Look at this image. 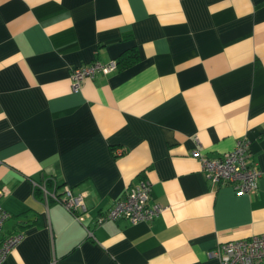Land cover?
Returning a JSON list of instances; mask_svg holds the SVG:
<instances>
[{"label":"crops","instance_id":"obj_1","mask_svg":"<svg viewBox=\"0 0 264 264\" xmlns=\"http://www.w3.org/2000/svg\"><path fill=\"white\" fill-rule=\"evenodd\" d=\"M127 49L70 88L71 67ZM238 138L260 171L241 194L189 153ZM143 178L156 217L94 224ZM42 179L82 193L84 225ZM0 205V239L22 232L0 264H217V241L263 232L264 0H0Z\"/></svg>","mask_w":264,"mask_h":264},{"label":"built area","instance_id":"obj_2","mask_svg":"<svg viewBox=\"0 0 264 264\" xmlns=\"http://www.w3.org/2000/svg\"><path fill=\"white\" fill-rule=\"evenodd\" d=\"M115 68L114 59L105 62L91 60L79 63L69 69V86L75 90L79 87L82 79L90 78L95 73L106 74ZM120 150L119 147L114 148L115 152ZM189 153L197 159L199 170L210 185L229 184L234 188L236 194L256 189L260 171L251 158L246 139H236L231 149L215 157L206 156L200 153L197 148L191 149ZM42 196L44 201L50 198L59 203L75 221L84 225L86 208L82 193H72L68 186L63 185L60 194L53 190L46 191L42 187ZM161 209L160 204L149 199V182L143 178L126 185L121 195L107 209L95 215L93 222L99 224L117 217H123L129 223L149 221L156 217ZM8 216L9 212L0 206V226ZM20 237V232H13L0 241V262ZM206 255L214 257L217 264H264V231L250 234L244 238L217 241L213 248L206 251Z\"/></svg>","mask_w":264,"mask_h":264},{"label":"bare ground","instance_id":"obj_3","mask_svg":"<svg viewBox=\"0 0 264 264\" xmlns=\"http://www.w3.org/2000/svg\"><path fill=\"white\" fill-rule=\"evenodd\" d=\"M37 186L40 188L41 193H42V187H43L46 191H52V190H53V191H54L55 193H57V194H60V192H61V188H62V187H61L60 189H58V191H57V189L55 188L54 185L51 186V187H48V188H47L44 179H42V181L39 182V183L37 184ZM65 186H66V185H65ZM68 188H69V187H68ZM69 189H70V188H69ZM70 190H71V189H70ZM71 192H72V191H71ZM42 197H43V196H42ZM49 200H51V199H50V198H47V199H46V202L49 201ZM0 206H1V205H0ZM1 207H2V206H1ZM2 208H3V207H2ZM5 210H6V209H5ZM5 219H6V218H5ZM2 222H3V221H2ZM1 224H2V223H1ZM0 228H1V226H0ZM15 232H20V233H21V236H22V232H21V231H15ZM10 234H12V233H10ZM10 234H8V235H10ZM8 235H6V236H8ZM6 236H4V237H6ZM4 237H2V238L0 239V241H1ZM20 238H21V237H20ZM18 241H19V240H18ZM18 241H17V242H18ZM12 247H13V246H12ZM12 247H11V248H12ZM11 248H10V249H11ZM10 249H9V250H10ZM9 250H8V251H9ZM8 251H7V252H8ZM7 252H6V253H7ZM6 253H5V254H6ZM4 256H5V255H4ZM4 256H3V257H4ZM2 259H3V258H2ZM1 261H2V260H1Z\"/></svg>","mask_w":264,"mask_h":264},{"label":"trees","instance_id":"obj_4","mask_svg":"<svg viewBox=\"0 0 264 264\" xmlns=\"http://www.w3.org/2000/svg\"><path fill=\"white\" fill-rule=\"evenodd\" d=\"M131 49H127L123 51L118 57H116L114 60L116 62V66H124L127 63H129L131 60H129ZM46 184L50 185V182L48 181Z\"/></svg>","mask_w":264,"mask_h":264}]
</instances>
